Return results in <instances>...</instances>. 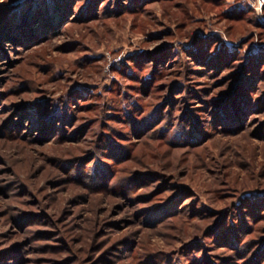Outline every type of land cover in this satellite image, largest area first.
<instances>
[{
  "label": "rangeland",
  "instance_id": "374dc122",
  "mask_svg": "<svg viewBox=\"0 0 264 264\" xmlns=\"http://www.w3.org/2000/svg\"><path fill=\"white\" fill-rule=\"evenodd\" d=\"M141 2L0 0V264H264V8Z\"/></svg>",
  "mask_w": 264,
  "mask_h": 264
},
{
  "label": "trees",
  "instance_id": "16d2710c",
  "mask_svg": "<svg viewBox=\"0 0 264 264\" xmlns=\"http://www.w3.org/2000/svg\"><path fill=\"white\" fill-rule=\"evenodd\" d=\"M142 1V0H141ZM140 0H136V2H137V4L139 5V6H141L142 5V2H141ZM226 0H224V2H225ZM250 8H240V9H238V8H235V9H233L232 11H231V13L230 14H243V13H246V12H249L250 10H249ZM159 59V58H158ZM157 59V57H156V60H158ZM241 95H242V92L240 93ZM231 241H233L235 244H238L239 243V239L237 238V235L236 234H233L232 233V238H231Z\"/></svg>",
  "mask_w": 264,
  "mask_h": 264
},
{
  "label": "built area",
  "instance_id": "2783aa9c",
  "mask_svg": "<svg viewBox=\"0 0 264 264\" xmlns=\"http://www.w3.org/2000/svg\"><path fill=\"white\" fill-rule=\"evenodd\" d=\"M256 8L258 13H261L264 8V0H256Z\"/></svg>",
  "mask_w": 264,
  "mask_h": 264
}]
</instances>
